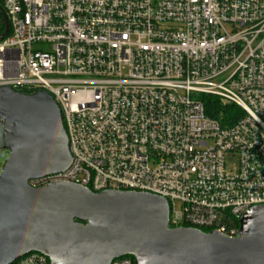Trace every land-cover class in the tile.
Segmentation results:
<instances>
[{"label":"built area","instance_id":"obj_1","mask_svg":"<svg viewBox=\"0 0 264 264\" xmlns=\"http://www.w3.org/2000/svg\"><path fill=\"white\" fill-rule=\"evenodd\" d=\"M0 5L10 22L0 86L48 92L69 137L70 165L32 186L160 195L170 227L229 237L249 208L264 205V0ZM217 105L240 112L216 116ZM11 264L50 261L31 252Z\"/></svg>","mask_w":264,"mask_h":264},{"label":"water","instance_id":"obj_2","mask_svg":"<svg viewBox=\"0 0 264 264\" xmlns=\"http://www.w3.org/2000/svg\"><path fill=\"white\" fill-rule=\"evenodd\" d=\"M3 40L10 30L7 14ZM0 264L31 252L50 264H264V205L249 208L239 232L170 227V204L160 195L95 192L69 181L32 186L30 180L71 163L62 113L46 91L0 86Z\"/></svg>","mask_w":264,"mask_h":264},{"label":"trees","instance_id":"obj_3","mask_svg":"<svg viewBox=\"0 0 264 264\" xmlns=\"http://www.w3.org/2000/svg\"><path fill=\"white\" fill-rule=\"evenodd\" d=\"M5 25H4V20H3V16L2 13L0 11V34L4 31ZM214 113L216 116L219 115L220 112H222L224 114V116H226V118H231L233 116V114L240 112V108L238 106L235 105H231L229 107H221V106H215L214 107ZM211 110V107H210Z\"/></svg>","mask_w":264,"mask_h":264},{"label":"rangeland","instance_id":"obj_4","mask_svg":"<svg viewBox=\"0 0 264 264\" xmlns=\"http://www.w3.org/2000/svg\"><path fill=\"white\" fill-rule=\"evenodd\" d=\"M1 154V153H0ZM5 159L0 158V168L3 166ZM177 208H180V204H177Z\"/></svg>","mask_w":264,"mask_h":264},{"label":"flooded vegetation","instance_id":"obj_5","mask_svg":"<svg viewBox=\"0 0 264 264\" xmlns=\"http://www.w3.org/2000/svg\"><path fill=\"white\" fill-rule=\"evenodd\" d=\"M2 151H0V153H1Z\"/></svg>","mask_w":264,"mask_h":264}]
</instances>
